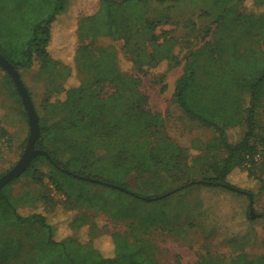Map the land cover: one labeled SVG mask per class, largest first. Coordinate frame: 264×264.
Masks as SVG:
<instances>
[{
	"label": "trees",
	"instance_id": "16d2710c",
	"mask_svg": "<svg viewBox=\"0 0 264 264\" xmlns=\"http://www.w3.org/2000/svg\"><path fill=\"white\" fill-rule=\"evenodd\" d=\"M8 1L0 0V11L5 13L9 5L24 11L30 6L29 0ZM77 1L86 7L74 8L75 18L70 26V32L75 29L78 43L76 70L79 75H92V78L67 90L63 101H55L61 112L56 124L46 126L39 119L41 136L36 148L46 151L49 157L37 156L22 176L32 177L38 185L48 182L74 202H80L84 194L76 191L73 182L80 180L87 184V181L73 174L101 182L95 184L123 188L125 191L115 189L135 199L155 202L163 195L149 196L134 190L126 178L134 174L137 178L146 174L160 176L162 183L158 188L162 189L168 183L183 182L184 174L189 177L192 167H197L187 164L186 149L170 141L161 117L147 107L148 98L139 90L137 77L120 68V50L134 66L152 67L165 60L175 69L184 62L174 97L191 120L218 133V144L208 147V151L215 149L226 154L221 159L215 155L211 161L208 151L200 155L199 166L207 165L213 173L200 185L250 195L231 184L229 177L238 166L237 159H242L247 167V162L253 163L254 157L264 151V142L260 146L254 144L258 110L264 106V12L256 13L246 7L247 1L254 8L264 7V0ZM69 2L38 0V20L31 22L23 15L26 18L23 21H27L24 26L29 29L26 33L14 36L16 18L8 29L9 37L0 32V54L18 72L37 66L40 72L53 73L55 67L63 66L48 49L57 42L54 31L58 27L54 29L53 24ZM72 3L71 0V6ZM49 8L53 9L48 12ZM177 9L188 13L175 19L172 11ZM166 25L172 29L164 30ZM59 30L65 38L70 33L69 29L68 34H64L63 28ZM177 30H182L183 35L176 37L173 33ZM102 37L110 38L112 43L94 51L91 41ZM17 39L21 40L20 47ZM182 44L189 46L183 61L181 54H177ZM165 91L163 86L162 92ZM228 128L242 130V138L229 143ZM4 134L0 127V135ZM61 136L71 141L68 153H62L59 147ZM144 138L152 147L140 146L139 141ZM39 164L48 165L50 173L43 172ZM248 168L249 175L256 179L254 167ZM93 169L97 171L95 175ZM18 180L0 191V224L8 228L37 226L44 232L40 254L31 264H158L147 246L131 243L119 234L111 235L110 251L97 247L92 237L85 242L77 236L57 240L56 229L47 214L58 204L45 196L30 205L36 210L21 213L11 193V185ZM196 185L194 181H186L179 190ZM63 208L74 211L68 206ZM84 224L75 216L71 228L80 230ZM13 255V247L0 243V264H11ZM197 264H264V254L250 258L244 252L226 256L209 250Z\"/></svg>",
	"mask_w": 264,
	"mask_h": 264
},
{
	"label": "rangeland",
	"instance_id": "374dc122",
	"mask_svg": "<svg viewBox=\"0 0 264 264\" xmlns=\"http://www.w3.org/2000/svg\"><path fill=\"white\" fill-rule=\"evenodd\" d=\"M71 0L65 11L58 17L53 27L63 28L64 34L70 32L72 19L75 18V7L85 8L79 1ZM7 2H9L7 0ZM13 2V1H12ZM27 11L9 5L6 12L0 11V32L7 37L9 27L15 22L17 32L14 36L21 37L29 29L25 27L23 15L29 21H37L38 0H29ZM75 3V5H74ZM20 5V4H19ZM246 7L256 13L264 12V7L254 8L251 1ZM190 8V7H189ZM193 8V7H192ZM192 8L189 12L192 13ZM199 8V7H196ZM53 8H49L50 12ZM74 10V11H73ZM197 9L195 12H198ZM174 18L184 17V9L172 11ZM92 12H89L90 14ZM84 14V13H82ZM25 22V23H24ZM74 23V22H73ZM54 31L55 42L49 47L51 55L63 64L54 68L53 73L40 72L37 66L20 69L21 79L27 88L37 115L44 125H54L59 121L61 113L56 102L63 101L67 90L78 87L83 80H90L92 75L81 76L76 70V51L78 43L75 29L65 38L59 29ZM172 29L166 25L164 30ZM176 37L183 35L182 30L173 33ZM64 37L63 41L60 39ZM13 41L12 39H10ZM20 39H17L18 45ZM90 43V41H89ZM92 49L98 51L108 47L112 40L107 37L91 41ZM202 45V44H200ZM189 46L182 44L177 49L181 60L188 55ZM119 52V66L122 71L133 74L140 81L139 90L148 98L147 107L161 117L165 130L172 143L186 149L189 156V166L192 171L189 177L184 174L183 182L168 183L162 189L160 176L146 174L141 178L129 175L126 181L134 190H140L146 195H163L155 202L135 199L108 186L94 182L82 183L74 181L77 192L83 193L80 202L68 199L64 193L58 192L53 185H38L30 176H22L11 185L14 202L20 207V212L29 214L36 210L30 205L47 196L58 206L48 215V221L56 229V239L77 236L82 242L90 240L99 248L112 250V234H119L131 243H142L147 246L148 253L158 264H197L200 259L211 251L215 255L233 256L244 252L250 258L264 254V151L258 153L247 167L242 159H237V165L229 177V182L250 195H241L232 190L202 186L203 179L213 176L207 165L199 166V157L208 151V147L216 146L218 133L214 129L203 127L199 122L191 120L179 107L174 97L176 81L183 73V65L171 69L168 62L159 61L156 66H134ZM166 91L162 92V87ZM61 90L60 93L58 91ZM106 91H109L107 89ZM113 90H110V93ZM56 101V102H55ZM55 102V103H53ZM0 127L5 131L0 135V177L12 169L21 159L30 135L29 118L22 99L9 74L0 67ZM154 132V130H153ZM229 143L239 141L243 132L240 129H226ZM264 142V106L258 110L257 128L254 144L260 146ZM140 146L152 147L147 138L139 141ZM70 140L61 136L59 147L62 153H68ZM117 147V145H115ZM226 157L224 151H208L211 161L214 156ZM39 168L50 173L51 168L39 164ZM253 166L257 178L249 175ZM247 168V169H246ZM249 169V170H248ZM118 170V169H117ZM116 170V171H117ZM118 172V171H117ZM97 171L93 169L92 174ZM164 175V174H163ZM82 180V179H81ZM85 181V180H82ZM186 181H194L196 186L179 190ZM116 188V189H115ZM122 191V190H121ZM168 191H172L167 194ZM71 207L74 211L66 210ZM39 210L43 208L38 205ZM251 208L255 218L251 217ZM78 216L85 224L80 230L71 228V221ZM45 234L37 226L26 228H8L0 224V243L14 249L11 264H31L40 254V243Z\"/></svg>",
	"mask_w": 264,
	"mask_h": 264
},
{
	"label": "water",
	"instance_id": "95a60500",
	"mask_svg": "<svg viewBox=\"0 0 264 264\" xmlns=\"http://www.w3.org/2000/svg\"><path fill=\"white\" fill-rule=\"evenodd\" d=\"M0 67H2L9 74L12 81L14 82L16 89L22 99L23 105L27 111L28 118H29V126H30V135H29L26 148L22 154L21 159L12 169H10L6 174L0 177V191H1L6 185L10 184L16 179H19L29 169L32 161L37 156L39 155H45L47 157L49 156L46 151L36 148V143L41 136V130L39 126V117L37 115L32 98L21 79L20 73L1 54H0ZM73 176L78 179H82L88 182L101 183L95 179L79 176L77 174H73ZM114 187L125 191L123 188H119L117 186H114ZM250 214L252 218H255L256 215L252 208H251Z\"/></svg>",
	"mask_w": 264,
	"mask_h": 264
}]
</instances>
